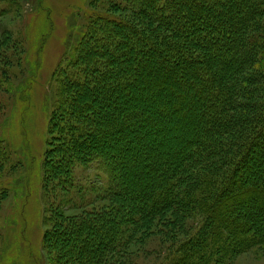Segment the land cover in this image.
<instances>
[{"label":"trees","instance_id":"1","mask_svg":"<svg viewBox=\"0 0 264 264\" xmlns=\"http://www.w3.org/2000/svg\"><path fill=\"white\" fill-rule=\"evenodd\" d=\"M111 2L74 49L42 161L43 187L101 166L110 206L54 210L42 247L53 264H121L153 236L177 248L166 264L263 249L264 0Z\"/></svg>","mask_w":264,"mask_h":264},{"label":"rangeland","instance_id":"2","mask_svg":"<svg viewBox=\"0 0 264 264\" xmlns=\"http://www.w3.org/2000/svg\"><path fill=\"white\" fill-rule=\"evenodd\" d=\"M110 8L111 0H0V189H6L0 197V264H53L42 247L50 213L79 217L110 206L101 166L75 163L65 183L55 179L42 186L43 154L59 134L51 126L58 123L59 84L79 76L73 52L91 28L92 10ZM170 93L175 97L174 89ZM160 95L163 90L137 102ZM193 117L189 112L179 122ZM162 239L135 244L121 264H166L177 248ZM231 264H264V248Z\"/></svg>","mask_w":264,"mask_h":264}]
</instances>
